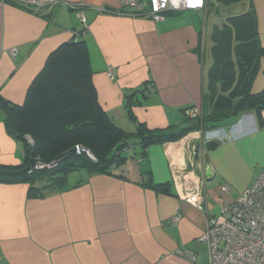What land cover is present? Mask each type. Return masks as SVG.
<instances>
[{
	"label": "crops",
	"instance_id": "obj_1",
	"mask_svg": "<svg viewBox=\"0 0 264 264\" xmlns=\"http://www.w3.org/2000/svg\"><path fill=\"white\" fill-rule=\"evenodd\" d=\"M227 1L207 0L202 10L169 13L155 23L122 15L120 0H61L41 9L0 0V96L23 105L49 56L86 28L98 100L119 128L135 133L140 123L166 131L185 118L197 122L213 111L211 98L220 94V63L236 62L226 54L231 16H256L262 54L249 93L264 92V0ZM81 4L82 10L74 8ZM233 5L242 9L226 16ZM134 91L136 123L128 115ZM126 156L111 175L74 171L65 190L42 198L30 197L28 185L0 184V264H209L208 245L200 241L208 217H221L222 207L264 171V110ZM23 161L22 144L9 135L0 107V165ZM148 179L152 185L145 186ZM153 185H166V191ZM198 187L208 214L185 200Z\"/></svg>",
	"mask_w": 264,
	"mask_h": 264
},
{
	"label": "trees",
	"instance_id": "obj_2",
	"mask_svg": "<svg viewBox=\"0 0 264 264\" xmlns=\"http://www.w3.org/2000/svg\"><path fill=\"white\" fill-rule=\"evenodd\" d=\"M120 12L126 15L128 11ZM225 30L226 54L233 53L236 62L229 59L219 65L221 91L211 98L213 111L197 122L185 118L180 127L166 131H151L137 123L135 133L119 128L100 105L84 39L86 28L76 32L72 41L49 56L29 87L23 105L0 96L6 129L24 151V161L19 166L0 165V184L28 185L30 197L42 198L65 190L74 171L83 170L89 176L111 175L126 163L129 151L138 150L145 155L155 145L179 141L195 131L232 125L246 111L264 110V92L249 93L262 54L256 16L253 12L231 16ZM149 87L152 86L145 89ZM137 93L128 97V115L134 123L137 121L132 107L136 104L132 102ZM78 146L90 155L77 154ZM209 148L215 146L211 144ZM36 164L42 168H35ZM148 185H152L150 179L146 180L145 186ZM152 187L166 191V185Z\"/></svg>",
	"mask_w": 264,
	"mask_h": 264
},
{
	"label": "built area",
	"instance_id": "obj_3",
	"mask_svg": "<svg viewBox=\"0 0 264 264\" xmlns=\"http://www.w3.org/2000/svg\"><path fill=\"white\" fill-rule=\"evenodd\" d=\"M122 9L128 11L125 16L150 19L155 23L164 22L169 13L185 11H198L205 7L206 0H193L186 4V0H120ZM28 7L37 9L54 7L61 0H19ZM82 10L84 6L74 7ZM102 13L108 12L105 8H99ZM122 14V13H121ZM124 15V14H122ZM77 17L85 26L86 17L82 11H78ZM17 51L12 50L11 56L16 57ZM113 78V73L109 74ZM190 118L197 116L195 112L187 113ZM30 143H33L29 139ZM77 154L89 152L82 147H76ZM90 155V154H89ZM41 169L40 164L34 166ZM224 193L229 192L227 186H222ZM186 202L193 205L200 212L208 214L205 207V197L202 188L198 187L194 192L185 197ZM179 217L174 219L175 222ZM206 231L200 237V241L208 245L209 264H264V171L258 177L253 187L244 190L231 204L222 207L221 217H208ZM191 260H195L194 254H187Z\"/></svg>",
	"mask_w": 264,
	"mask_h": 264
},
{
	"label": "rangeland",
	"instance_id": "obj_4",
	"mask_svg": "<svg viewBox=\"0 0 264 264\" xmlns=\"http://www.w3.org/2000/svg\"><path fill=\"white\" fill-rule=\"evenodd\" d=\"M241 9H242V6L241 5H233L231 7H226V11H225V13L227 14L226 16L232 15V14L238 12Z\"/></svg>",
	"mask_w": 264,
	"mask_h": 264
},
{
	"label": "water",
	"instance_id": "obj_5",
	"mask_svg": "<svg viewBox=\"0 0 264 264\" xmlns=\"http://www.w3.org/2000/svg\"><path fill=\"white\" fill-rule=\"evenodd\" d=\"M211 170H210V168L209 167H207V170H206V178L207 179H212V175H211Z\"/></svg>",
	"mask_w": 264,
	"mask_h": 264
},
{
	"label": "clouds",
	"instance_id": "obj_6",
	"mask_svg": "<svg viewBox=\"0 0 264 264\" xmlns=\"http://www.w3.org/2000/svg\"><path fill=\"white\" fill-rule=\"evenodd\" d=\"M175 1H177V2H182L183 0H175ZM191 1H193V0H186V4L189 5ZM206 1H207V0H206ZM205 5H206V4H205Z\"/></svg>",
	"mask_w": 264,
	"mask_h": 264
}]
</instances>
